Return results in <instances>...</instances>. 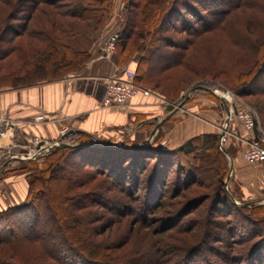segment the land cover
I'll return each mask as SVG.
<instances>
[{"label":"trees","instance_id":"1","mask_svg":"<svg viewBox=\"0 0 264 264\" xmlns=\"http://www.w3.org/2000/svg\"><path fill=\"white\" fill-rule=\"evenodd\" d=\"M112 4L113 0H0V89L57 80L80 70L92 57L89 48L110 19ZM215 32L222 33L234 48L229 47L226 53L230 62L217 64L215 57L208 56L207 63L198 66L193 52L207 44L205 34ZM180 33L185 35L176 37ZM117 34L118 57L121 62H136L137 84L176 100L178 96L173 93L185 86L175 87L169 81L175 68L198 78H223L219 80L236 96L251 98L247 102L260 116L264 134V82L259 81L264 74V0H123ZM205 52L208 54V50ZM192 74L181 75V79L189 81ZM193 88L209 90L203 85ZM185 98L186 94L176 102ZM66 141L68 146H56L42 155L40 166L34 164L36 159L19 160L25 166L28 191L21 201L0 210V246L9 250L5 253L0 249V264H166L167 260L160 258L175 251L173 244L161 246L164 250L152 245L142 250L137 246L123 260L121 254L109 253L114 247L89 238L94 231L88 224L85 228L79 211L92 206L93 200L77 201L79 193L73 201L65 200L68 187L80 188L94 175L127 191L134 187L132 194L137 193L142 182L143 214H154L163 208L165 189L169 192L172 186V198L183 199L170 203V215L160 218L166 222L164 230L192 213L194 202L202 199L195 196L187 200L192 184L204 188L208 210L215 205L216 212L238 214L246 231L239 249L230 243L234 234L231 227L205 218L199 237L180 247L175 264H197V250L202 255L199 264H210L203 249L210 251V240H216L213 238H218L221 230L231 235L226 240L228 251L218 253L224 264H264V204L236 202L232 191L225 187L229 146L227 143L225 150L220 149L218 132L198 134L173 149L154 143L115 145L82 131L69 134ZM74 169L81 172L77 180L71 173ZM64 173L71 174L70 183L65 179L59 193L52 195L57 197V205L47 204L48 195L39 186L46 188V182L52 179L64 181ZM61 206L67 218H63ZM76 219L85 234L74 226ZM53 231L63 234L57 241L64 244L66 251L60 252L59 245L51 239ZM32 245L35 250L30 260L17 258L23 251L27 259L24 250Z\"/></svg>","mask_w":264,"mask_h":264},{"label":"crops","instance_id":"2","mask_svg":"<svg viewBox=\"0 0 264 264\" xmlns=\"http://www.w3.org/2000/svg\"><path fill=\"white\" fill-rule=\"evenodd\" d=\"M121 17L122 13L111 15L89 48L91 59L80 70L57 80L0 89V122L2 118L6 121L0 123V164L4 168L12 160L19 161L13 158L15 155L11 156L15 148L36 147L39 142L49 145L62 138L61 131L69 129L115 145L154 143L164 149L176 148L198 134L218 132L226 109L213 93L210 95L219 101V106L206 96L195 99L187 96L176 104L177 100H168L139 84L150 91L148 95L138 93L124 108L102 106L107 81L123 68L135 70L136 66L134 60L121 62L115 47L113 52L104 51L108 37L119 30ZM38 114L44 115L46 121L29 124ZM156 123L159 126L150 137ZM229 130L244 140L256 133L245 131L236 119L231 121ZM66 137L62 141L67 142ZM231 140L228 158L232 193L241 202L264 204V163L244 160L241 154L244 142L237 147ZM20 180L18 177L13 181V192L18 195L8 206L24 198L26 188L19 185ZM5 208L0 206V210Z\"/></svg>","mask_w":264,"mask_h":264},{"label":"rangeland","instance_id":"3","mask_svg":"<svg viewBox=\"0 0 264 264\" xmlns=\"http://www.w3.org/2000/svg\"><path fill=\"white\" fill-rule=\"evenodd\" d=\"M122 12H123V0H113L112 12H111L112 15L119 14ZM179 35L182 37L185 34L180 33L177 34L176 37H179ZM205 36L206 38L205 37L204 38L207 44L206 45L201 44V45H205L203 46L204 48L201 49V45H200L198 49L195 50V52H193L194 57L195 56L197 57L198 66L206 64L208 60L207 59L208 56H210L211 59L215 57L217 60V64L230 62V59L228 58L229 52L227 55L226 53L228 51V48L231 47V45L227 41L226 37L219 32L205 34ZM206 47L208 48L206 49L208 50V54L205 52ZM231 48L234 49L233 47ZM190 74L192 73H189L188 71L182 72L181 68H175L172 71L171 77L173 79L171 78L169 79V81L175 83L174 85L175 87L182 85L185 86L184 89L181 91L177 89L179 91L178 93L177 92L175 94L173 93V96H178L177 99H179L185 94L187 96L188 94L190 99H195L197 96H206L210 100L212 99V95L210 94L211 93L215 94L214 90L220 93L230 92L235 94L234 91L230 89V87L226 86L223 82L220 81L221 79L223 80V78L220 77H218L215 81H213V79L209 75H204L202 78L200 77L198 78V76L192 74L193 78L189 81H183V79H181L182 77L181 75H184V77L186 76L188 77L190 76ZM259 77H260L259 78L260 83L264 82V74L260 75ZM196 85H203L209 90H204L203 88L194 89L193 87ZM248 99L250 100L251 98L238 96L237 99L238 107H243L246 105L251 106V104L247 102ZM212 100L215 101L219 106L218 100L214 98ZM219 100L221 101V99ZM179 102H176V104H178ZM221 103L222 106L225 107V103L222 101ZM257 117L259 121V126L261 128L260 116H258V114ZM223 121L224 119L219 124L220 125L219 128H223L222 125ZM219 128H218V132L221 130ZM128 139H129L128 137L124 138V142H126L125 140ZM56 141L57 140H55L54 142ZM52 143H49V145ZM47 145L48 144H45V146ZM35 149H36L35 146L34 147L31 146L30 148H25V149L15 148L11 156L13 155L19 156V155L31 153ZM46 153L47 152L37 155L34 158L36 159L34 160V164L40 166L44 158L41 157ZM1 162L2 161H0V163ZM24 167L25 166H22L21 162L14 160L8 163V165L5 168L3 167L2 164H0V175H1L0 176V206L1 207L7 208L9 207L8 205H10L13 201L17 199L16 197L18 193H14L13 192L14 189L12 188V185L14 184L13 181L15 178L18 177L21 178L20 180L21 184L19 185L25 186L26 188L25 195H26L28 191V183L26 180L27 175ZM71 173L72 176L77 180L80 176L79 173L81 172H78L74 169V171H72ZM229 173L231 176L230 170L228 171V174ZM58 174L61 175V172H59ZM66 174L61 176L64 179V181H60V180L56 181L55 179H52L46 182V188L44 186H41L40 188L39 186V189H41L48 195L47 196L48 198L46 197L47 204L52 206L57 205V201H58L56 200L57 197L56 198L55 196L52 197V195L59 193L58 191H60L59 190L60 186L66 184L65 179L68 180L70 183L71 179L68 177H71V174L69 175L67 174V176ZM140 184H142V182ZM140 184L138 185L139 189H137L136 191L137 193L132 194V192L134 191L133 189L134 187L129 188V190L127 191V188L126 189L119 188L116 185H114L112 181L107 180L101 175H94L91 178L85 180V183L80 184L79 186L80 188L76 187L72 189L68 187L67 188L69 189L67 193L68 196L67 198L64 196V198H66L65 201L68 203L73 201L74 198L77 197L76 194L79 193L78 197L80 198L77 197L79 199V200L77 199V201H85V198L93 200L92 203L94 204H92V206H90L89 208L84 207L82 210L80 209L79 211V214L82 217V221L84 220L83 222H85L84 223L85 228L88 224L91 230L94 231V233L91 231L92 233L89 235V238L99 242L101 241L105 245H108V247L109 246L112 248L114 247L112 250L110 249L109 253L111 255L121 254L123 256L122 258L123 260L127 257L129 252L132 253V250H134L135 247L137 246L141 247V249L143 250V249H148V247H151V245L156 248V247H161L164 244L168 243L174 245L173 247L175 248V251L166 254V256H163L162 258H160V260L161 259L167 260L166 264H175L173 260L175 259L174 261H176L178 259L176 255L179 253L180 247L186 245L187 241L189 242L196 241L195 239L199 237L202 231L200 224L203 225V222L205 224V218L210 220L212 219V221H216V222L217 221L222 222L225 227L227 226L228 228L231 227L230 230L232 229L234 234L232 235L233 240L230 241V243L234 242V249H239L240 247L239 242L242 240L240 238L241 236L243 237L246 234V231L242 225V220L239 218L238 214H236L234 211L228 210L231 213H227V214L216 212V210L214 209H216L215 207L218 206L215 205L213 206L212 210L211 209L208 210V199L206 200L204 196L205 192L202 186H197L192 184L190 186V189L188 190L189 193L186 196L187 200L195 196H199V197L203 196L200 201H196L194 202V205H192L193 212L192 213L190 212L186 216L182 217V219L179 220L178 223H176V226L172 227L171 229L167 230V228H165L166 230L165 231L163 227H166V222L164 220H161L160 218L170 215L172 211V209H170L168 206L170 205V203L174 202L175 200L182 201L183 198L179 196L172 198L175 191L174 192L171 191L173 188L172 186L168 187L169 192L166 191L167 189H165L164 192L165 196L163 197L164 200L163 201L164 203L162 204L163 208L160 207L158 211H156L154 214H143L140 209V202L142 201L143 198L144 188ZM55 185L59 187H54ZM225 185L227 186L228 190H231L230 177ZM233 195L235 197L236 202H241V199L237 198L235 196V193H233ZM245 203L248 204L247 202ZM61 209L63 213L62 214L63 218H67L65 217L66 212L62 206ZM86 217L89 220L88 223L86 222L87 221ZM13 218H7V220L8 221L13 220ZM79 221L76 219V221L74 222V226L75 227L77 226L78 229H81L85 234L86 231L84 228H81V226L83 225H80ZM213 223H210V225L209 224L208 225L211 226V228H213L214 227ZM216 231L219 230L217 229ZM218 233H220L218 234V238H213L216 240L214 241L210 240V246H211L210 251L207 252L206 250L203 249L205 258H207L208 261L211 262L210 264H224V262L222 261L223 257L218 255V253L219 252L225 253L226 251H228L229 243H227L226 240H228V237H231V235L227 234V232L223 230H221ZM62 235L63 234H61L58 231L57 232L53 231L50 233L51 239L59 245L60 252L61 251L64 252L67 250L64 244H62V242L57 241V239L61 238ZM70 239H74V238L70 237ZM79 240H82V237ZM30 247L31 248L24 250L27 253V259H26V255L21 253L23 251L20 252L21 257L18 256L17 258H19L20 260L22 259V261L30 260L32 257L31 255H33V250H35L33 248V245ZM0 249H2L4 252L5 250H8L4 246H0ZM160 249L164 250L165 248L161 247ZM34 252L36 254V251ZM196 252L197 253H195V259H197L198 262L197 264H199L202 255L200 250H197ZM4 256H8V255L5 254ZM236 264H245V263L238 262Z\"/></svg>","mask_w":264,"mask_h":264},{"label":"built area","instance_id":"4","mask_svg":"<svg viewBox=\"0 0 264 264\" xmlns=\"http://www.w3.org/2000/svg\"><path fill=\"white\" fill-rule=\"evenodd\" d=\"M117 38V33H112L108 37L104 46L105 52H113ZM149 92L150 91L148 89L139 86V84L135 82L134 70L123 68L118 74L107 81L101 104L103 107L108 108H124L129 106L132 98L138 93L148 95ZM214 93L219 99H221L222 102L225 103V107L229 110L228 113L226 112L224 117L222 124L223 128H219L221 130L218 132L220 149L225 150V146L230 139H232L231 141L233 144H236L237 147L241 145L240 143L244 142L245 147L241 153L243 159L248 162H262L264 160V134L259 126L255 110L248 105L238 107V96L233 93L221 92V94H219L216 90H214ZM234 119L237 120L245 131L251 133L256 131V133L248 139H240L234 132L229 130V125ZM1 120V125L6 123L5 119L2 118ZM45 121L46 118L44 115L38 114L28 123L41 124ZM60 134L62 135L63 131H61ZM57 143L58 141L52 144ZM44 152H47L45 144L41 145L39 148L36 146V149L31 153L19 155V157H31L34 159L37 155ZM225 187L227 188L226 185Z\"/></svg>","mask_w":264,"mask_h":264},{"label":"water","instance_id":"5","mask_svg":"<svg viewBox=\"0 0 264 264\" xmlns=\"http://www.w3.org/2000/svg\"><path fill=\"white\" fill-rule=\"evenodd\" d=\"M186 97H187V96H186ZM225 109H226V112L228 113L229 110L227 109V107H225ZM158 126H159L158 123H156V124L153 126V128H152V130H151V135H150V137L153 136V134H154V132H155V130L157 129ZM74 132H76V130L73 131L72 129H69L68 131H66L65 133L62 134V138L58 141L57 144L47 145V146H46V150L48 151V150H50V149H52V148H54V147H56V146H61V147H62V146H68L69 144H68L67 142L62 141V139H63L64 137L68 136L69 134L74 133ZM41 145H43V142H39L38 145H37V147L39 148ZM13 158L16 159V160H21V161L29 160V159H33V158H31V157H19V156H16V155L13 156ZM229 177H230V173H229V174L227 175V177H226L225 184L227 183Z\"/></svg>","mask_w":264,"mask_h":264},{"label":"bare ground","instance_id":"6","mask_svg":"<svg viewBox=\"0 0 264 264\" xmlns=\"http://www.w3.org/2000/svg\"><path fill=\"white\" fill-rule=\"evenodd\" d=\"M219 94H221L220 92H218Z\"/></svg>","mask_w":264,"mask_h":264}]
</instances>
